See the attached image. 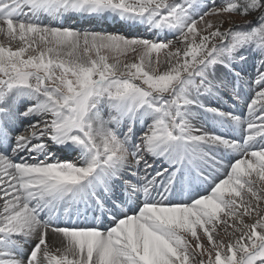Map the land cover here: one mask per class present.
<instances>
[{
  "label": "snow or ice",
  "instance_id": "snow-or-ice-1",
  "mask_svg": "<svg viewBox=\"0 0 264 264\" xmlns=\"http://www.w3.org/2000/svg\"><path fill=\"white\" fill-rule=\"evenodd\" d=\"M0 37V264H264V0H0Z\"/></svg>",
  "mask_w": 264,
  "mask_h": 264
},
{
  "label": "rangeland",
  "instance_id": "rangeland-1",
  "mask_svg": "<svg viewBox=\"0 0 264 264\" xmlns=\"http://www.w3.org/2000/svg\"><path fill=\"white\" fill-rule=\"evenodd\" d=\"M67 23H69V21H66ZM71 22H73V21H71ZM69 24H71V23H69ZM76 26L77 27H86L87 26V24L86 23H84V24H81V23H76ZM225 27H227V25H225ZM96 30H100L99 28H97ZM107 30H109V31H114V30H112V29H107ZM0 40H2V37H0ZM206 258V257H205Z\"/></svg>",
  "mask_w": 264,
  "mask_h": 264
},
{
  "label": "bare ground",
  "instance_id": "bare-ground-1",
  "mask_svg": "<svg viewBox=\"0 0 264 264\" xmlns=\"http://www.w3.org/2000/svg\"><path fill=\"white\" fill-rule=\"evenodd\" d=\"M65 23H66V24H69V23H67L66 21H65ZM108 24H111V22H109Z\"/></svg>",
  "mask_w": 264,
  "mask_h": 264
}]
</instances>
